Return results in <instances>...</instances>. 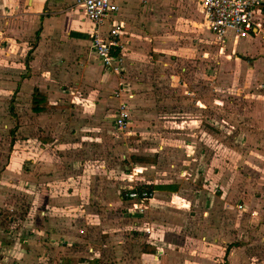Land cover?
<instances>
[{
  "label": "rangeland",
  "instance_id": "obj_1",
  "mask_svg": "<svg viewBox=\"0 0 264 264\" xmlns=\"http://www.w3.org/2000/svg\"><path fill=\"white\" fill-rule=\"evenodd\" d=\"M160 8L157 14L160 29L152 31L149 45L144 48L140 43L121 40L122 71L111 75L113 87L106 91L113 100L106 108L110 114L106 117L110 131L101 138H84L85 145L94 144L95 149L81 147L80 159H105L109 172L102 171L101 164L94 167L86 163L81 167L82 173L97 169L98 175L106 176L105 182H98L94 191L100 190L102 194L109 190L111 196L123 195L127 202L123 216L133 218L143 213L129 211L134 207L133 201L124 192L133 186L151 190L155 181L175 183L177 176L185 171L186 180L178 185L188 200L187 213L185 219L183 213L171 214L188 225L183 237L188 244V260L193 261L200 244L218 238L221 247L214 252L207 250L205 257L202 255L208 259L204 264H264V16L263 31L258 40L252 41L253 48L246 47L253 45L249 38L227 41L215 36L198 0H170ZM152 35L163 36L161 48L155 47ZM134 37L135 42L141 38ZM241 50L245 51L237 52ZM121 81L129 85L123 87ZM131 91L134 93L129 98ZM122 101H127L130 110L127 125L119 129L115 115ZM36 137H27L30 142L27 143V138L22 136L23 143H18L17 151L13 152L16 149L8 134H0L3 148L0 151V264H8V260L9 264H43L38 238H34L36 242H26L32 247L31 255L24 249L25 237L37 224V209L32 208V202L37 199L33 203L36 206L40 202L37 191L44 174L42 164L45 173L50 168L56 172L67 168L56 158L49 160L47 167L48 159H41ZM30 148L38 149L31 164H25L23 169L20 165L11 170L5 168L10 151L21 159ZM133 155L155 160L145 162L148 169L144 171L139 167L144 164H139ZM140 170L145 174H139ZM217 174L227 180L223 187H218L221 180ZM64 182L53 186L61 187L64 192L67 190ZM212 187L216 192L208 198L209 204L200 203V197ZM30 191L37 193L32 195ZM80 202L84 205L85 199L81 197ZM93 206L91 210H97ZM32 218L36 222L30 224ZM25 219H28L27 227ZM127 231L130 243L137 245L134 233L137 231L133 227ZM227 241L230 246L226 254ZM108 249H104L102 264H119L113 257L122 256L120 250L116 248L118 255H114L115 250ZM125 249L122 248V253ZM26 256H33L31 263H27Z\"/></svg>",
  "mask_w": 264,
  "mask_h": 264
},
{
  "label": "crops",
  "instance_id": "obj_2",
  "mask_svg": "<svg viewBox=\"0 0 264 264\" xmlns=\"http://www.w3.org/2000/svg\"><path fill=\"white\" fill-rule=\"evenodd\" d=\"M112 1L118 5V11L108 15L101 27L104 34L113 23L123 22L121 40L140 43L144 48L151 41L152 31L160 29V6L170 2ZM93 29V23L87 18L80 0H0V124L4 123L5 127L1 129L0 125V134L7 133L14 148L23 143L22 136L30 138L38 135L36 140L40 143L41 159H48L46 166L49 167V160L56 158L67 168L63 172L50 168L45 173V164H42L44 174L40 190L38 193L30 191L32 195L34 192L40 195L37 206L33 205L37 199L32 202V208L37 209V224L30 230V238L25 237L24 249L31 255L32 247L26 242L30 240L33 243L36 242L34 238H38L43 249L39 256L43 264H102L104 249L109 251L108 247L115 250L114 255H118L116 248L120 250L122 256L113 257L119 264H204L205 260L208 261L203 258L205 252H214L221 247L220 240L216 238L200 244L193 261L188 260V244L183 241L188 225L185 220H178L171 214L183 213L185 219L187 213L188 200L180 193L182 186L178 185L186 180L185 171L177 176L175 183L153 182L156 183L152 186L154 198L141 212L142 215L138 213L139 217L133 218L123 216L126 212L122 209L127 203L123 195L111 196L109 190H104L102 194H99L100 190L94 191L98 182H105L106 176L98 175L97 169H90L92 173L89 174L82 173L81 167L86 163V166L94 167L101 164L102 171L109 172L105 159H80L82 146L92 149L96 146L85 145V137L101 138L110 131L106 118L110 114L106 113V108L113 100L106 91L112 89L111 75L116 72L104 66L96 55L89 39ZM262 31L263 27L247 37L253 45L246 47L254 48L252 41L254 38L258 40ZM137 35L141 38L135 42L133 36ZM152 37L155 47L161 48L163 36ZM121 85L126 87L129 84L121 81ZM133 93L128 94L129 98ZM39 98L43 99L42 103L49 104L46 110L35 111L32 108L34 100ZM127 106L130 110L129 104ZM26 142L30 143L28 138ZM34 151L38 149L25 150L21 159L10 151L5 168L11 170L20 165L23 169L25 164L34 161ZM139 164H144L139 166L144 171L148 169L147 163L140 161ZM57 168L60 169V165ZM144 171L140 170L139 174L144 175ZM217 179L221 180L218 187L227 183L220 174H217ZM63 181L67 186V190L63 189L66 195L61 194L64 193L61 187L58 189L59 186H56L55 189L53 186ZM172 185H176V189L165 187ZM215 187L219 192L217 184ZM215 192L212 187L200 197V203L208 205V198H212ZM223 196L224 193L220 197ZM81 197L85 199L84 205H81ZM93 204L97 210H91ZM33 221L36 222V218L29 223ZM29 223L25 219V227ZM129 227L137 231L134 233L140 248L130 243L127 236ZM228 244L227 241V247ZM121 247L127 248L124 253ZM32 257L26 256V262L31 263Z\"/></svg>",
  "mask_w": 264,
  "mask_h": 264
},
{
  "label": "built area",
  "instance_id": "obj_3",
  "mask_svg": "<svg viewBox=\"0 0 264 264\" xmlns=\"http://www.w3.org/2000/svg\"><path fill=\"white\" fill-rule=\"evenodd\" d=\"M80 3L94 26L89 39L96 55L104 66L119 71L124 64L121 42L124 23H113L105 34L101 29L108 15L118 11V5L112 0H80ZM199 3L209 29L219 39L247 38L263 27L264 0H199ZM128 118L127 103L122 101L115 120L117 128L126 126ZM124 195L133 201L130 212H142L146 202L154 198L155 191L133 186Z\"/></svg>",
  "mask_w": 264,
  "mask_h": 264
},
{
  "label": "trees",
  "instance_id": "obj_4",
  "mask_svg": "<svg viewBox=\"0 0 264 264\" xmlns=\"http://www.w3.org/2000/svg\"><path fill=\"white\" fill-rule=\"evenodd\" d=\"M42 102H43V99H40V98L34 100L32 108L35 111L46 110L49 104L48 103H42ZM132 158L135 159L136 161H141V162L153 161V159H154L152 157L142 156V155H133ZM165 187H167V188L170 187L172 190H174V189H176L177 186L176 185H172V186H165ZM151 190H153V187H151ZM234 245L240 246V243H236ZM229 246L226 249V254L229 252Z\"/></svg>",
  "mask_w": 264,
  "mask_h": 264
}]
</instances>
